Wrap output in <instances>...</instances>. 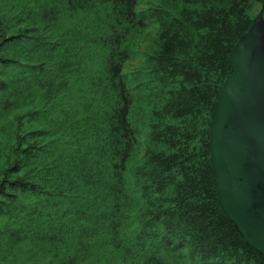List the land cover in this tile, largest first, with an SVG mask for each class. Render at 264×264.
Wrapping results in <instances>:
<instances>
[{"label": "trees", "instance_id": "obj_1", "mask_svg": "<svg viewBox=\"0 0 264 264\" xmlns=\"http://www.w3.org/2000/svg\"><path fill=\"white\" fill-rule=\"evenodd\" d=\"M61 1L9 0L0 12V94L17 80L24 85L16 105L0 108V114L11 111L0 131V264H264L218 207L208 151L216 101L232 74L228 57L257 13L264 22V0H66L68 17L83 15L93 1L104 16V60L91 77L108 105L80 112L83 133L70 132L59 155L78 152L99 165L108 193L101 218L86 213L91 197L81 189L79 216L63 186L44 185L52 181L46 171L53 162L23 155L33 150L24 147L26 140L39 134L33 117L55 115L64 89L51 36L63 15ZM12 46L36 56L38 83L22 77L28 64ZM25 86L32 87L28 100L21 98ZM149 92L139 130L128 117ZM11 147L16 157L6 155ZM28 194L42 204V222L25 215ZM59 201L72 210L66 209L65 231L49 212Z\"/></svg>", "mask_w": 264, "mask_h": 264}, {"label": "rangeland", "instance_id": "obj_2", "mask_svg": "<svg viewBox=\"0 0 264 264\" xmlns=\"http://www.w3.org/2000/svg\"><path fill=\"white\" fill-rule=\"evenodd\" d=\"M8 2L9 0H0L1 13L6 9V3ZM73 4L75 6L76 2L73 1ZM59 7L63 15L60 20L53 24L51 36L58 53L56 72L60 73L64 89L59 96H56L57 98L53 107L55 111L52 113L55 115L43 113L33 117L32 120L39 122V125L35 129L39 134L26 140L24 147H31L33 150L27 151L23 155L32 156L33 154L34 157H45L46 160L42 159L44 162H53V168L46 171L51 173L52 176L50 177H52V181L45 182L44 185L51 190L56 186H63L62 189L65 197L69 199V202L75 201L76 212L79 216H81L82 208L80 207L81 201L77 193L81 189L85 195L91 197V205L85 209L86 213L94 218H101L106 213L105 202L108 198V193L106 189L107 179L101 178L103 173L99 165H94L90 159H87L86 156L78 152H66L68 158H59V155L61 150L67 145L70 132L75 136L82 135L83 133L85 125L81 121H77L80 112L85 110L88 114H93V112L97 111L96 109H104L108 105L97 79L91 77L93 72L99 74L104 60L105 49L99 43V40L105 37L106 34L103 28L104 16L99 2L96 1L91 3V7L87 8L83 15L78 14L73 18L67 16L71 6L66 0H62ZM60 32H62L61 35ZM19 47L12 46L14 50L13 54H15L19 61L28 64V67L21 69L23 72L21 75L36 84L39 80L35 69L32 68V66L36 65L32 63H35L37 58L31 51H24ZM135 67H137V62L131 66V68ZM8 69H5L6 73ZM8 76L12 78V76ZM19 85L21 87L24 86L21 84V80L16 81L14 88H9L0 94V108L7 105H16L19 102V93L17 91L20 88L18 87ZM31 88L25 86L22 90L21 98L25 94L24 99L28 100L29 96L33 95ZM151 97L152 94L150 92L146 95L142 94L140 96L141 102L133 103V111L130 113L128 120L133 127L135 126L139 130L140 119L143 121L144 117L140 108H143L146 104L145 101L151 99ZM32 104L36 105V100ZM10 112L0 114V121H2L0 123V131L8 123L7 119ZM55 116H57V120L54 119ZM25 121L26 119H23L22 114L19 113L17 123L23 124ZM22 129L23 125L19 128L20 135L23 134ZM64 130L67 132L63 134L59 133ZM4 141V138L0 137V146ZM140 144L143 147L142 138ZM12 150L13 147L8 149L6 155H12ZM12 156L16 157L15 155ZM68 167L71 168L69 169ZM133 196L136 197V194ZM22 199V204L28 208L27 210L25 209L27 211L25 215H33L37 217V222H42L43 217L46 216L40 209L42 204L33 199L31 194ZM66 209L70 213L72 212L68 207V203L65 205L59 201L55 203L53 209L49 210L53 214L55 224L62 231L67 230L69 225L65 221L69 217ZM124 211L126 212L121 218L123 226L129 209ZM5 225L6 227L8 226V224ZM26 226L28 227V225ZM41 229L44 230V228ZM90 241L92 242V240ZM95 252L96 254H100L97 247L95 248Z\"/></svg>", "mask_w": 264, "mask_h": 264}, {"label": "water", "instance_id": "obj_3", "mask_svg": "<svg viewBox=\"0 0 264 264\" xmlns=\"http://www.w3.org/2000/svg\"><path fill=\"white\" fill-rule=\"evenodd\" d=\"M212 116L208 151L218 207L264 261V22L237 40Z\"/></svg>", "mask_w": 264, "mask_h": 264}]
</instances>
